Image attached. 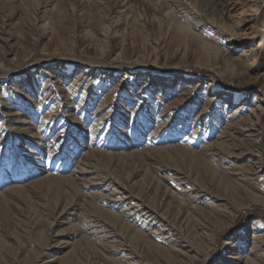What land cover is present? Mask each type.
<instances>
[{"label":"rangeland","instance_id":"1","mask_svg":"<svg viewBox=\"0 0 264 264\" xmlns=\"http://www.w3.org/2000/svg\"><path fill=\"white\" fill-rule=\"evenodd\" d=\"M222 1L0 0V264L164 263L134 240L99 256L136 230L174 264H264L245 231L264 226V6ZM152 183L184 207L171 224L128 216Z\"/></svg>","mask_w":264,"mask_h":264},{"label":"bare ground","instance_id":"2","mask_svg":"<svg viewBox=\"0 0 264 264\" xmlns=\"http://www.w3.org/2000/svg\"><path fill=\"white\" fill-rule=\"evenodd\" d=\"M51 1V0H50ZM53 1V0H52ZM255 1V0H254ZM258 1V3H257V13L259 12L258 10L259 9H261L263 6H264V0H257ZM223 2V4L225 3V1L223 0L222 1ZM223 11H224V7H223V9H221V10H219V13H221V16H225L224 15V13H223ZM109 20V19H108ZM115 20V19H114ZM116 21H118V20H115V21H112L111 22V24H110V27H108L109 28V33H108V29H107V31H106V34L108 35V36H110V37H112V36H115V34H116V31H117V25L116 24H114V22H116ZM118 23V22H117ZM39 28L41 27V26H38ZM47 28V27H46ZM43 30V29H42ZM49 31V30H48ZM47 30L45 31V33L43 32V37L42 38H46L48 35H49V32H48ZM52 32V31H51ZM42 33V32H41ZM42 36V35H41ZM214 50L217 52V53H222V52H220V48L219 47H215L214 48ZM115 70V69H114ZM184 79H185V76H183V77H180V79H179V82L180 83H182L183 81H184ZM160 82H162V83H164V84H170V83H172V77H163V78H161V80H160ZM187 94V93H186ZM187 95H189V93L187 94ZM188 97V96H187ZM184 98H186V97H184ZM190 98V97H189ZM255 98L256 99H259V97L257 96V95H255ZM232 102H233V99H229L228 100V103L227 104H232ZM229 105H227V109L230 107ZM242 108V107H241ZM262 110H264V108L263 109H261L260 111L262 112ZM234 115V114H233ZM235 116V115H234ZM235 120V119H234ZM233 120V121H234ZM232 123V122H231ZM234 124L236 125V123H233L231 126H233L234 127ZM244 124H246V122L244 123ZM243 124V125H244ZM238 125H240V124H238ZM241 126H242V124H241ZM245 126V125H244ZM240 129L242 130V127H240ZM244 129V128H243ZM232 131H233V129H232ZM222 144V143H221ZM221 144L219 145V146H221ZM218 145V144H217ZM216 146V145H215ZM213 148V147H212ZM215 148V147H214ZM158 150H161V149H158ZM186 151H191L190 149H187L186 148ZM205 151V150H204ZM210 151L208 150V153H209ZM91 153H92V151H91ZM94 153V152H93ZM53 154V153H52ZM95 154V153H94ZM93 154V155H94ZM214 154V153H213ZM218 154V153H217ZM89 155H90V153H89ZM92 155V154H91ZM131 155V154H130ZM129 155V156H130ZM220 155H222V154H220ZM244 155V154H243ZM246 155V154H245ZM201 157H202V155H200ZM90 157V156H89ZM240 159H241V157H240ZM217 166V165H216ZM217 171L218 169H216L214 166H212V171L214 172V171ZM89 171V170H88ZM215 171V172H216ZM83 173V172H82ZM239 173V172H238ZM236 176V175H235ZM105 177V176H104ZM107 177V176H106ZM105 177V178H106ZM108 178V177H107ZM104 181V180H103ZM166 184L168 183L167 182V180H166V182H165ZM184 184V183H183ZM155 187L156 188H159V189H157V192H159L160 191V195H159V198H161V200L160 201H158V203H157V205L155 206L154 204H152L151 202H149V201H147V200H145L144 201V199L143 198H140V197H137L138 198V203H136V204H134L132 207H130L129 209H128V216H129V214L130 213H132L131 211H134V209H135V211H136V209H138V211L139 212H142V211H145V212H143V213H141L140 214V216L141 217H144L145 219H150V217H151V221H154V226H156L157 225V223H159V222H162L163 220L165 221V222H168V223H170L171 224V222H173V220H169L168 221V219L169 218H167V217H165V215H164V213L165 212H163V210H166V212L168 213L169 212V216H172V214L174 215V212H176V210H177V212H178V210H179V208H181L182 207V204H181V202H180V200H178V198H177V196H175L176 194L174 193V191H172V190H169V188H166L165 187V189H164V186L163 185H160L159 184V186L157 185V186H155V184H151V186H150V188H149V193H150V191H152V189H155ZM163 189H164V191H163ZM116 190V189H115ZM126 198V197H125ZM125 198H123V196L121 197V196H119V197H116V199L115 198H113L114 200H116V201H123V199H125ZM113 200V201H114ZM140 201V202H139ZM75 207H76V203H73V204H70V205H66V206H63V207H61L60 209H59V211H57V215H56V221H55V223H64V219H62V215L65 213V212H68V211H74L75 210ZM100 209V208H99ZM183 209H184V207H182V211H183ZM103 210V209H102ZM104 211V210H103ZM181 211V212H182ZM138 212V213H139ZM73 213V212H72ZM127 213V212H126ZM73 215H75V218H73V221H76V220H78V218H76L77 217V214L76 213H73ZM127 216V217H128ZM163 216V217H162ZM85 217V216H84ZM112 218H114L115 219V221H118L119 223H121V224H123L124 226H126L128 229H131L132 228V226L130 225V224H128L127 222H125L123 219H121L120 218V216L119 215H114V214H112V216H111ZM125 218V217H124ZM158 219V220H157ZM163 219V220H162ZM91 221V220H90ZM155 221H157V222H155ZM92 223H93V221H91ZM96 222V221H95ZM143 222H144V220H143ZM142 222V223H143ZM146 222V221H145ZM80 223V222H79ZM90 223V222H89ZM89 223H87L86 225H89ZM147 223V222H146ZM70 224L71 225H75V224H72V222H70ZM76 225H78V224H76ZM75 225V226H76ZM83 224H81V226H82ZM96 225H98V223H96ZM95 225V227L93 226V225H89V226H86L85 228L84 227H79L78 226V228H76L73 232H71V233H78V232H81V233H86V234H88L89 235V233H88V230L89 229H97V227L98 226H96ZM173 227H174V225H172ZM159 230H161L162 228H161V226H159V227H157ZM175 228V227H174ZM246 232L247 231H253L254 232V241H253V243H254V245H253V248H255L256 250L258 249V243H261L262 241H259V239L260 238H263L264 239V226L260 223V221H258V220H254V222H252L251 223V225L250 226H247L246 227V230H245ZM142 231H134L133 232V235H131V237H127V235H121V240H122V247L121 246H119L118 244V242L119 241H117V243L115 244V245H112L111 243H104V244H102L101 246H100V248L101 249H104L103 251L101 250V252H100V248H98V245H96V248H97V250H99V252H100V255L99 256H104V253H107L106 251L107 250H109V249H112L111 247L112 246H114V247H117V249L118 248H120V249H122V250H124V251H126V250H128V249H131V241H136L139 245H140V247H142L143 248V252L145 251V252H147V253H153V254H155V255H158V256H160L159 254H162V255H165L166 256V258L167 259H165V262L164 263H159V264H174V263H176L177 261H176V258H175V255H173L171 252H170V249L171 250H173V251H176L175 249H172V248H168V247H165L164 246V242H163V244H161L160 242H162V241H160L159 239H154L153 238V236H151L149 239L147 238V236H143L142 237V233H141ZM83 234V239H86V237H85V235L86 234ZM155 232H153V234H154ZM142 234V235H141ZM150 234H152V233H150ZM109 237V236H108ZM246 236H243V238H245ZM259 238V239H258ZM86 242H88V244H91V245H93L92 244V242L91 241H89V240H85ZM98 242V241H97ZM171 242V241H170ZM121 243V242H120ZM59 247H63V248H70V247H74V245H75V243L73 242H69L67 239L66 240H63V241H59ZM98 244V243H97ZM165 244H167L166 242H165ZM100 245V244H99ZM260 246V245H259ZM58 247V248H59ZM50 249H53L52 248V246L50 247ZM49 249V250H50ZM119 249V250H120ZM113 250V249H112ZM110 251V250H109ZM116 252V251H115ZM49 255V254H48ZM207 256V255H206ZM96 257V256H95ZM60 258H62V256H60L59 258H58V261L56 262V258H53V259H51V260H46V257L44 258V259H39L38 261H37V263L36 264H58L59 263V259ZM104 258V257H103ZM226 258V257H225ZM227 258H230V257H227ZM240 258L238 257V255L237 256H232L231 258H230V260H239ZM228 261V260H227ZM39 262V263H38ZM98 263V260H96V261H93L91 264H97ZM141 264H156L155 263V260H146V262L144 263H141ZM246 264V263H245Z\"/></svg>","mask_w":264,"mask_h":264}]
</instances>
